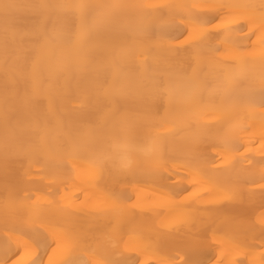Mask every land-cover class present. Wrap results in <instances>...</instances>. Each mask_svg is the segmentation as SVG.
Returning a JSON list of instances; mask_svg holds the SVG:
<instances>
[{
	"label": "bare ground",
	"instance_id": "1",
	"mask_svg": "<svg viewBox=\"0 0 264 264\" xmlns=\"http://www.w3.org/2000/svg\"><path fill=\"white\" fill-rule=\"evenodd\" d=\"M8 2L19 7L7 21L15 48L7 72L0 11V264H59L56 220L96 238L79 250L84 261L264 264L261 0H89L197 7L102 12L70 62L38 80L33 65L47 49L32 40L37 30L76 36L82 22L71 9L27 5L84 0ZM218 4L248 7L211 10ZM108 50L120 55H99ZM116 73L125 86H113ZM160 73L167 79L156 86ZM112 114L130 130L128 149L110 160L99 149L86 155ZM69 134L75 151L57 139Z\"/></svg>",
	"mask_w": 264,
	"mask_h": 264
},
{
	"label": "snow or ice",
	"instance_id": "2",
	"mask_svg": "<svg viewBox=\"0 0 264 264\" xmlns=\"http://www.w3.org/2000/svg\"><path fill=\"white\" fill-rule=\"evenodd\" d=\"M19 7V5L12 4L8 0H0V11L3 12L5 18V27L3 31V62L5 70L10 65L15 63V48L13 46L14 36L10 34L8 26V17L12 9ZM27 7L42 12L45 10H57V9H71L77 12L81 18V31L76 36H70L63 30H57L53 28L52 31H48L46 28L37 30L32 37L37 47L47 49V58L45 60H37L32 69L34 80H38L39 75L44 70H54L63 68L73 55L79 52L81 46L88 41V28L89 25L96 22L100 18V13L107 11H127V10H143L149 14H160L166 10H170L174 7H197L196 5H172L168 3L151 4V3H93L89 0L84 2L72 3V4H61V3H34L27 5ZM232 7H248L247 5H231V4H218L210 6L211 10L221 13L225 8ZM260 8L262 10V23L261 30H264V0H261ZM49 19H51L49 17ZM261 42L264 43V36L261 38ZM103 57H115L120 55L113 51H103L99 53ZM167 77L164 73L158 74L154 77L153 83L156 86H162L165 83ZM9 81L6 79L5 98L7 99V90ZM114 87H123L125 82L120 80L119 74H114L113 77ZM261 101L264 103V73L261 74ZM211 99V98H210ZM202 100V97H201ZM174 101L170 96V105ZM121 116L111 115V118L106 117L104 124L98 129L94 130L93 138L84 146V153L86 155L94 156L97 150H101L104 159H114L115 156L128 149V142L130 139V130L122 125ZM150 120H162L163 118L158 116L149 117ZM7 123V114L5 116ZM50 129L45 126L43 129L44 134H47ZM57 139L65 145L67 150L75 151L77 145L71 136H57ZM96 163L95 160L92 161ZM131 166V160L123 165L124 169H128ZM261 181H264V173L261 175ZM260 191L262 194V200H264V183L260 185ZM9 199H12L11 190H9ZM7 210V205H6ZM22 206H18L16 211H21ZM260 223L264 225V213L261 214ZM52 243L56 244L58 248L62 249L63 259L59 264H112L108 259L101 258L96 260L84 261L79 259L78 252L83 247L87 246L90 242L96 240L95 237L82 232L76 226L68 224L62 220H56L52 228ZM137 242L141 243L145 250L151 246V242L146 240L143 236L134 238ZM225 240L233 239L230 236H225ZM27 247V242L24 244ZM262 259H264V253H261ZM31 264H37L36 260H32ZM157 264H171V261L167 257L161 256L157 261ZM219 264H223L220 261Z\"/></svg>",
	"mask_w": 264,
	"mask_h": 264
}]
</instances>
